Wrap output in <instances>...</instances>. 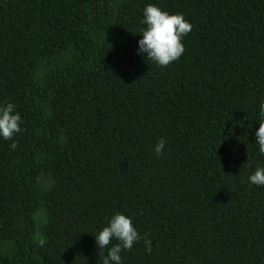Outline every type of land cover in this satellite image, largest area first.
<instances>
[{"label":"trees","instance_id":"1","mask_svg":"<svg viewBox=\"0 0 264 264\" xmlns=\"http://www.w3.org/2000/svg\"><path fill=\"white\" fill-rule=\"evenodd\" d=\"M148 4L192 26L164 68L137 54ZM261 101L264 0H0V104L22 117L0 264H101L117 212L140 235L122 264H264Z\"/></svg>","mask_w":264,"mask_h":264},{"label":"clouds","instance_id":"2","mask_svg":"<svg viewBox=\"0 0 264 264\" xmlns=\"http://www.w3.org/2000/svg\"><path fill=\"white\" fill-rule=\"evenodd\" d=\"M141 39L138 40L137 54L153 62L156 66L164 68L180 59L185 51L183 39L191 31V24L185 20L183 14H170L156 5L148 4L142 12ZM22 117L12 103L0 104V138L12 140L10 147L16 148L13 137L21 132ZM259 128L254 133L255 145L260 155L264 156V101L258 104ZM165 148L164 139L154 145V152L161 155ZM250 185L264 186V167L258 166L248 176ZM100 250L101 264H122L121 252L132 249L140 235L134 227L130 217L119 212L111 216L105 226L93 236ZM116 241L117 243H112ZM41 247L45 239H38ZM106 249V254L102 251Z\"/></svg>","mask_w":264,"mask_h":264}]
</instances>
